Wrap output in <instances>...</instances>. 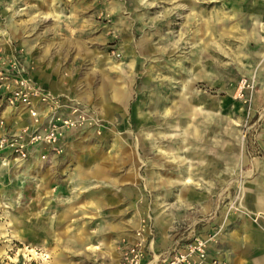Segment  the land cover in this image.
Returning <instances> with one entry per match:
<instances>
[{
    "label": "rangeland",
    "instance_id": "obj_1",
    "mask_svg": "<svg viewBox=\"0 0 264 264\" xmlns=\"http://www.w3.org/2000/svg\"><path fill=\"white\" fill-rule=\"evenodd\" d=\"M263 26L264 0H0V58L73 124L48 163L0 151V264H114L137 233L147 258L202 229L222 264H260L240 244L264 232ZM191 98L208 125L187 151ZM30 124L0 97V138Z\"/></svg>",
    "mask_w": 264,
    "mask_h": 264
},
{
    "label": "built area",
    "instance_id": "obj_2",
    "mask_svg": "<svg viewBox=\"0 0 264 264\" xmlns=\"http://www.w3.org/2000/svg\"><path fill=\"white\" fill-rule=\"evenodd\" d=\"M0 97L12 109L27 110L31 119V124L18 133L4 134L0 138V151H7L14 161H27L37 156L43 163L50 162L47 152L55 149L62 129L73 126L71 118L58 115L55 96L34 83L15 59L0 58ZM46 102H50L47 121H42L40 112ZM211 241V235L180 241L158 256L154 264H222L208 256L207 247ZM119 264H150L140 233L136 234L134 243L123 248Z\"/></svg>",
    "mask_w": 264,
    "mask_h": 264
},
{
    "label": "crops",
    "instance_id": "obj_3",
    "mask_svg": "<svg viewBox=\"0 0 264 264\" xmlns=\"http://www.w3.org/2000/svg\"><path fill=\"white\" fill-rule=\"evenodd\" d=\"M196 99H198V98H196ZM192 101H193V99L191 98L189 101L184 103L185 109L183 110L182 115L185 118H187L188 120H187L186 126L182 129L183 133L180 136L181 138L178 140V141H180L181 144H183V147H182L183 150H187V151L190 148L187 145V142H193V143L199 142L201 140L202 136L207 133L206 126L208 125V121L205 117V114L202 113L204 110L198 108L196 103H194V101L193 102ZM201 117H202V119H201ZM219 121L220 120L218 119V122ZM218 122L215 120V123H218ZM191 127H192V130H190ZM201 128H204V130ZM139 137H142V136H139ZM175 141H176V139H172V142H175ZM168 150L172 152L173 157L175 159L179 160L182 158L179 150L175 151L173 146L168 147ZM79 174L82 175V171L79 172ZM189 174L190 173H188V175ZM257 181H258V183L255 184L254 191H253V199H255L254 203H256L258 201L259 204H264V176H262L261 178H258ZM175 182L179 183V185H182L183 179H179V180L175 179ZM52 189L55 190L54 187H52ZM247 190L251 191L250 186H249V188H247ZM53 222L55 223L54 226L57 225L58 218L56 217L54 220H49L48 223H53ZM59 232H60V230H56V229L50 230V228H49L46 231V233H47L46 235L49 236L50 233L56 234ZM192 232H187V230H183L182 232H178V233L174 234L173 238L170 239L169 244L166 245L165 251L167 249L169 250L172 246H174L176 243H178L180 241H187L193 237H196L195 234H193ZM209 234L210 233L208 230L202 229L201 232L198 234V236L205 237ZM236 234L239 235L238 233H236ZM242 235H243V233L240 234V236H242ZM243 238L245 241L243 244H240L238 242L239 241L238 239H237L238 241H236L238 244L237 243L234 244V242L231 243L232 250H234V249L238 250L239 244H240L241 246L248 248L247 250H255L257 252L259 250H261V252L264 253V232L252 229L248 225L247 230H246V234H245V236H243ZM212 245L213 244L210 243L207 247V252H208L209 258L223 260L224 255L222 254V251H221L222 249L221 250L220 249H213ZM219 247L221 248V245ZM160 253H161V251L156 250L152 257L147 256V261L150 264H154V262H156V260H157V257L160 256ZM238 256H239V254H238ZM225 257H227V256H225ZM119 261H120V255H119L118 259L114 262V264H119ZM249 264H250V262H249ZM260 264H264V256H263Z\"/></svg>",
    "mask_w": 264,
    "mask_h": 264
}]
</instances>
